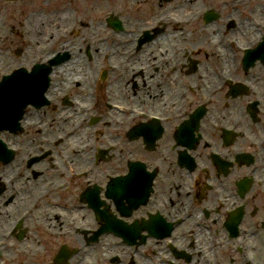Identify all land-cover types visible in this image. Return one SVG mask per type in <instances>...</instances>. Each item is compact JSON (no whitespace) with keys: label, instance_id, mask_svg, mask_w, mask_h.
I'll use <instances>...</instances> for the list:
<instances>
[{"label":"flooded vegetation","instance_id":"flooded-vegetation-1","mask_svg":"<svg viewBox=\"0 0 264 264\" xmlns=\"http://www.w3.org/2000/svg\"><path fill=\"white\" fill-rule=\"evenodd\" d=\"M107 1L113 10L99 11L93 18L89 0H0V76L40 58L58 56L62 61L52 71L48 104L28 108L21 132L4 133V141L17 148L15 159L3 165L4 192H11L18 205L1 202L0 210L5 209L0 232L32 201L33 220L42 222L41 232L59 244L50 252L35 248L37 264H264V257H255L253 244L258 239L264 243L262 203L258 205L264 201V136L255 138L264 132V124L247 131L244 117L257 123L259 111L264 116V103L257 98L246 112L239 107L229 115L227 110L219 116L211 112L220 96L235 100L264 90V0H246L257 2V14L249 13V22L241 24L229 14L223 18L213 9L197 6L196 0H174L171 5L166 3L169 0ZM239 1L225 0V4ZM189 7H196V18L194 13L183 16ZM226 19L232 21L231 27L221 28L218 22ZM195 24H201L196 33L203 39L190 53L211 54L216 66L198 67V60L189 59V74L179 92L167 85V76L183 70L188 50L182 43L188 36L182 34ZM111 64L116 65L113 71L107 69ZM71 66L77 70L69 71ZM137 72L145 76L136 78ZM213 72L217 80L210 83ZM242 72L251 74L240 81ZM153 79L158 88L156 95L149 96ZM250 79L256 81L255 87ZM136 81L134 92L131 84ZM127 90L146 104L116 100ZM187 99L190 105L185 106ZM156 104L169 109L157 111ZM139 111L146 116H139ZM235 116L243 118L224 122ZM110 126L123 133L121 140L97 141ZM206 127L217 132L220 141L211 138ZM171 138L178 169L175 172L170 163L166 188L160 179L162 165L127 157L126 165L120 164L123 169L112 172L104 164L121 150L124 139L141 141L153 153L163 139L168 143ZM199 145L206 148L203 153L196 150ZM156 154L169 164L170 153L160 149ZM136 161L144 169L135 171L133 200L121 201L119 182L112 179L125 168L128 172ZM42 171L51 172L52 182L40 178ZM187 176L185 187L179 180ZM255 188L261 191L253 192ZM181 198L186 204L182 211L184 204L174 206ZM138 200L142 203L123 217L121 205ZM171 210L178 214L172 217ZM121 219L142 230L135 241L124 239ZM110 225L114 231H108ZM33 236L22 226L16 239L27 237L30 242ZM21 247L15 250L19 249L16 260L28 264L20 261L29 253ZM11 250L4 251L0 260L8 262ZM205 257H210L209 263Z\"/></svg>","mask_w":264,"mask_h":264},{"label":"rangeland","instance_id":"rangeland-1","mask_svg":"<svg viewBox=\"0 0 264 264\" xmlns=\"http://www.w3.org/2000/svg\"><path fill=\"white\" fill-rule=\"evenodd\" d=\"M116 1L119 4H123V0H116ZM173 1L174 0H169V2H166V3H170V5H171ZM196 1L198 2L197 6L204 7V9H206V10L207 9H213V10L221 13L223 18H227L226 14L231 15V18H233L234 21L239 23V24H241L243 20H246L249 22V16H248L249 13L257 14V12L255 11L257 2H253L252 4H248V2L246 0H240L238 2V4H236L234 6H227L225 4V0H196ZM89 3H91V7L94 8L93 13L90 12V9H89V12L91 13V17H93V18L98 14L99 11L103 12V11H112L113 10L112 7L110 6V2H108L107 0L104 2H101V0H89ZM196 7H189V12H185V15H184V10H183V16L184 17H191L190 13H194L192 15V17L196 18V15H197V14H195V12H196L195 8ZM130 20H133L134 22H136V25L139 27H141V25H143L138 20H135V19H130ZM218 23L220 24L221 28H223V27L227 28V27H231L232 21L229 20V23H228V19H226L225 22L219 21ZM200 25L201 24H199V25L195 24L194 27L184 29V31H183L182 35L188 36L187 38H185L183 40V43H182V46H184V48H185L184 51L188 50L187 52H185L186 55L183 59V70L181 72L175 71V74L173 76H167L169 78V81H168L169 83H167V85L173 89H176V91L180 92L182 90V81L184 79H186L187 75L189 74L188 66H187V64H189V62H188L189 59L194 58L195 60H198V67H200L202 63L203 64L210 63L211 67L216 66V60L214 59V61H211V57H212L211 54H209L207 56L205 54H200V56H197V54L190 53V49L196 48V46H198V44L201 43L199 41L203 39L202 38L203 35L198 34L199 37L197 36ZM206 35H208V33H206ZM250 37L254 38V36H251V35H250ZM172 52L174 55L176 54L175 51H172ZM169 54H171V53H169ZM173 58L177 62V57L173 56ZM207 59H209V60H207ZM233 64H234V62L231 61L230 68L233 67ZM230 68L228 67L227 69H230ZM249 74H251V72H248L246 75H243V72H242L240 74L239 80L243 81L244 80L243 78L249 76ZM71 76H74V75H71ZM89 76H91V75H89ZM114 76H116L117 80L121 79V76H119V75H114ZM134 76L136 78H139V76L144 77L145 74H143L141 72H137ZM164 82H165V80L163 79V83ZM176 82H178V87L175 88L174 83H176ZM249 82L253 83L254 87H255V85H257L255 80L250 79ZM259 82H262V81L259 80ZM138 85L139 84L137 83V81H136V83L135 82L132 83L131 89L134 90V92L137 91ZM260 90H261V93H259V95H257L256 93H255V95H253L251 92H249L247 95L238 97L235 100H227L224 95L220 96L218 98L216 105L212 108V111H211L212 115L219 116L225 110H227V114L229 115L231 111H233L234 109H237L238 107H239V109H242L243 112H246L248 104L252 100H255L257 98L262 100V102L264 103V90H262V89H260ZM127 99H128V101H134V102L139 103L140 106L146 104V102L139 100L136 97V94H131V92L128 90L123 92L122 95L120 97H118L116 100L120 101V100H127ZM184 104H185V106L190 105L189 99H187ZM164 109H169V108H166L165 106L159 107V105L156 104V110L157 111H162ZM244 117L248 120V126L245 128V130H247V131H251V129L256 130L260 124H264V116H262L261 111H259V114H257V120H258L257 123L252 122L251 118L248 117V115L247 116L244 115ZM236 118H243V117L235 116V117H233V119L225 120L224 122L226 124H231ZM99 127H101V125H99ZM205 132L211 138H216L220 141V135L217 132H215L214 130H212L211 128L206 127ZM121 135H123V133L120 130L117 131L114 127L110 126L109 128H106V130L101 131L100 137L97 139V141H102V143H103L108 139L116 140V138L119 141V140H121V139H119V137ZM263 136H264V132L256 135L255 138L261 139ZM164 142H165V139H163L159 143L158 148L155 152L149 153L143 148L141 141L130 143L124 139V140H122L121 150L113 153L112 157L110 158V161L104 162V164L106 167H109L108 169H110L112 172L120 171L119 168L123 169L120 164L124 163L126 165L125 159L127 157L140 158L142 160L149 161L152 164L162 165L163 171L160 175V179L166 188L167 179L169 178V174H170V172L168 170L170 167V163L172 164V167H173L175 172L178 169V165H177V153H175V148L173 147V144H174L173 139L171 138V141L168 143L167 142L164 143ZM237 148H238V146L235 144L234 150H237ZM160 149H161V151H167V153H170L169 164L164 163L160 159L159 155L156 154ZM199 149L203 153V151L206 148H204L203 145H199L196 150H199ZM199 164L201 165L202 163L199 162ZM125 171H126V168H125L124 172ZM49 173H51V172L50 171H42L39 173V175L41 176L40 178H43L46 183L52 182V177L50 175H48ZM44 181L42 180L40 182V186H42L44 184ZM179 181L186 187V182L189 181V178H188V176L184 177V178H180ZM170 188H171V191L173 193H175L174 185H171ZM256 191H261V190L258 188H255V191H253V192H256ZM1 198H3V203L7 204L8 207H12V206L16 207L18 205L17 200L11 198V196L9 197V196H6L4 194ZM261 203H262V206L260 208V211H263L261 213V216H263L264 215V201L259 200L258 205L260 206ZM185 206H186V204H184L182 206L181 211L184 209ZM21 207H24V206L21 205ZM47 207H50V206L48 205ZM19 210H20V208H18V211ZM13 211L14 210H11V212H13ZM181 211H179V212H181ZM171 213H172V217H174L178 214V213L173 212L172 210H171ZM7 219L11 220V213L9 214V217ZM10 222L8 224H5L4 228L0 232V236L2 235V232L10 224ZM41 224H42V222H40L39 220L37 222V219L30 220L29 222H27L24 225V228H26L27 233H31L32 235H34L33 236L34 241L30 240V242H29L27 237L25 239H23L22 241L14 240L12 242V246H11L12 250L7 255V257L9 258L8 262L6 260L5 261L0 260V264H4V263L5 264H19V262H17V260H16V256H18L16 253H18L19 249L17 250V252H15V250L17 248H19L20 246H22L20 249L23 251V253L26 251H29V253H25V256L21 255L22 257L20 260V261H26L28 264H37V260H35L33 257V251L35 248L37 250H45V251H49V252L55 251V249H57L59 246L58 241L53 239V238H50L48 236H45L43 234V231L41 232V230H40ZM24 244H26V246ZM201 249L204 250L202 247L198 248V250H200V251H201ZM208 249L210 251L213 250L211 247V242L208 244ZM191 256L193 259L192 254H191Z\"/></svg>","mask_w":264,"mask_h":264},{"label":"bare ground","instance_id":"bare-ground-1","mask_svg":"<svg viewBox=\"0 0 264 264\" xmlns=\"http://www.w3.org/2000/svg\"><path fill=\"white\" fill-rule=\"evenodd\" d=\"M247 28H248V30L255 31V30H254L253 28H251V27H247ZM248 30H247V31H248ZM247 31H246V32H247ZM164 39L166 40L167 38H164ZM170 43H172V42H170V39H169V40H168V44H170ZM162 48H163V49H166V46L163 45ZM77 64H78V65H81V62H80V61H77ZM72 70H77V69H76L75 66H71V67L69 68V71H72ZM82 71H83V72H86L85 70H82ZM208 79H209V82H210V83H213V82H215V81L217 80V76H216V74L213 72V73H210V74H209V78H208ZM149 83H151L152 86L155 85V84H157L156 79L150 80ZM157 88H158V87L153 86V87H151L149 90H147L148 93H149V96H154V95H156ZM159 95H160V94H159ZM169 95H170V94H167L166 97L169 96ZM172 96L174 97L173 94H172ZM25 197H26V195H25ZM28 197H29V196H28ZM184 202H185V200H183V199L181 198V199L175 201L174 206H175L176 208H180V206L183 205ZM4 209H5V208H3V209L0 210V217H1V214L3 213ZM0 220H1V218H0ZM255 243H256V244H255ZM255 243L253 242V244H254V255H255V257H256L257 255H258V256H262V257H264V250H262V248H264V243H262L261 240H259V239H258V241H255ZM108 248H109V247H108ZM204 260H205L206 263H209V261H210V257H205Z\"/></svg>","mask_w":264,"mask_h":264}]
</instances>
